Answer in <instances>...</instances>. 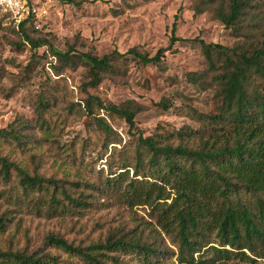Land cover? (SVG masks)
<instances>
[{
	"label": "trees",
	"instance_id": "1",
	"mask_svg": "<svg viewBox=\"0 0 264 264\" xmlns=\"http://www.w3.org/2000/svg\"><path fill=\"white\" fill-rule=\"evenodd\" d=\"M69 3L82 5L75 0ZM192 9L196 16L211 13L225 29L232 31L237 41L232 47H225L207 44L199 38L195 40L200 45L206 70L188 74L187 81L202 92L214 93L213 109L207 105L202 109L186 104L179 110L192 117L200 125L198 128L186 126L172 133L147 137L136 128V118L144 107L133 100L115 104L99 95L100 88L107 81L113 83L126 77V65L130 61L141 68H161L164 49L154 57L137 48L96 56L77 50L85 44L76 37L66 43L65 52H58L54 49V38L37 36L35 16L19 25L1 10L0 17L14 26L16 34L25 42L23 45L31 50L49 47L56 63L51 66L56 76L65 70H84L81 93L86 97L82 100L84 107L81 104L79 107L86 117V126L96 128L87 140H80L78 146L73 144L69 153L78 159L79 154L93 147L107 156L110 146L122 145L121 137L101 117V112L123 119L128 125L129 134L136 141L124 152L112 147L108 157L114 159L118 151L123 156V172L107 178L104 191H111L129 207L151 208L160 228L178 249L179 264H205V261L197 262L194 255L208 246L214 234L224 246L246 249L264 257V0H196ZM176 32L174 24L170 46L185 41ZM54 103V98L40 96L35 102L36 119L32 123L18 120L0 129V142L28 156L35 167L30 174L0 152V175L6 183L16 175L17 193H23L26 199L41 195L36 205L43 202L50 213H57L60 208L66 211L69 207H87L84 189H96L86 183L62 182L39 173L43 156L35 150L53 138L59 128L58 121L53 123L49 115ZM163 107L167 110L169 104ZM75 110V105H71L70 114ZM27 130H34L36 134H26ZM5 225L0 219V232ZM47 242L76 253L91 264H101L100 259L108 257L107 254L127 251L144 264H154V260L165 254L155 244L143 242L140 235L85 250L53 236ZM113 257L115 264H122ZM48 259L56 264L55 258ZM6 260L44 264L39 259L0 252V263Z\"/></svg>",
	"mask_w": 264,
	"mask_h": 264
},
{
	"label": "rangeland",
	"instance_id": "2",
	"mask_svg": "<svg viewBox=\"0 0 264 264\" xmlns=\"http://www.w3.org/2000/svg\"><path fill=\"white\" fill-rule=\"evenodd\" d=\"M30 1L37 10V36L54 38V49L58 52H65L66 43L76 37L85 44L77 50L96 56L109 55L114 50L126 53L137 48L154 57L160 49L165 50L161 68H141L130 61L126 65V77L113 83L107 81L100 88L99 95L115 104L133 100L144 107L136 118V128L144 136L172 133L186 126L198 128L200 125L192 117L179 110L186 104L202 109L207 105L213 109L214 93L202 92L187 81L188 74L206 70L200 45L195 40L199 38L207 44L232 47L237 39L211 13L196 16L192 9L196 0H75L82 2L80 6L69 0ZM1 21L0 17V129L18 120L32 123L36 119V100L40 96L54 98L49 115L53 123L58 121L59 128L53 138L35 150L43 156L39 173L62 182L86 183L96 189H84L87 207H69L66 211L60 208L57 213H50L43 202L36 205L41 195L26 199L23 193H17L19 179L16 175L7 183L0 175V219L6 224L0 232V252L39 259L44 264H54L48 257L55 258L56 264H91L76 253L48 243L47 239L60 238L85 250L93 245L140 235L146 244H155L156 248L164 250L165 254L154 260V264H179L178 249L160 228L151 208L129 207L111 191H104L106 179L123 172V156L116 151L114 159L108 157L112 147L124 152L136 141V137L129 134L128 125L123 119L101 112V117L106 118L121 137L122 145L110 146L107 156L93 147L79 154L78 159L69 153L73 144L78 146L80 140H87L96 128L86 126V117L79 107V104L84 107L82 100L86 97L81 93L84 70H65L61 76H56L51 67L56 63L49 47L31 50L23 45L25 42L16 34L13 25ZM174 24L176 36L185 41L170 46ZM164 104H169L167 110ZM71 105H75L76 110L70 114ZM26 134L36 133L27 130ZM9 147L0 142L1 155L32 174L35 167L30 158ZM130 176H133L132 170ZM209 242L194 255L197 262L264 264L261 255L224 246L215 234ZM106 256L100 259L101 264H115L113 256L122 264H144L131 251ZM0 264L20 263L6 260Z\"/></svg>",
	"mask_w": 264,
	"mask_h": 264
},
{
	"label": "built area",
	"instance_id": "3",
	"mask_svg": "<svg viewBox=\"0 0 264 264\" xmlns=\"http://www.w3.org/2000/svg\"><path fill=\"white\" fill-rule=\"evenodd\" d=\"M0 10L9 14L16 25L37 16V10L28 0H0Z\"/></svg>",
	"mask_w": 264,
	"mask_h": 264
}]
</instances>
